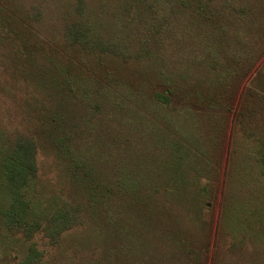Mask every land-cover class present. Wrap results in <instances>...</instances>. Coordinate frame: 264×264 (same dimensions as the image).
<instances>
[{
    "label": "rangeland",
    "instance_id": "1",
    "mask_svg": "<svg viewBox=\"0 0 264 264\" xmlns=\"http://www.w3.org/2000/svg\"><path fill=\"white\" fill-rule=\"evenodd\" d=\"M69 1L73 4L76 0H9L8 3L18 6L12 12V20L26 36H31L27 35V8L33 5L41 19L39 22L31 20L33 31H39L35 37L49 41L54 47L50 38L60 37L64 24L62 11ZM207 1L213 8L222 7L221 11L215 9L214 17L219 16L215 26L181 11L171 18L161 39L150 42L153 54L144 52L143 15L148 11L138 9L137 13L135 10V24L128 25L132 37L127 38L133 44H129V54L134 58V65L122 69H133L135 86L130 90L115 89V100L120 108L117 112L108 110L106 138L101 142L102 160L114 167L128 164L129 160L122 161V158L130 151L135 153V170L148 154L155 162H162L163 158L191 160L187 164L189 168L185 164L184 168L190 172L192 180L186 179L182 194H174L162 174L141 187L147 203L144 210L152 212L150 220L145 219L143 225L133 213L125 212L126 199L121 194L108 203L106 220H99L105 222L104 225L85 217L82 224L66 230L57 243H52L44 232H38L31 240L21 233L1 232L0 264H24L32 244L38 252L34 257L31 255L32 264H264V102L249 103L248 112L255 115L247 114L245 124L235 118L233 111L227 110L236 92V100L240 102L239 96L246 88L260 92L257 84L264 83V0ZM86 2L94 12H104L108 19L118 1ZM231 5L249 9L248 17L238 19L242 29L236 25L234 17L238 13ZM168 11L172 15L170 8ZM72 13L74 18H81L76 6L72 7ZM23 15L27 18L23 19ZM119 17L116 8L111 19L116 20L115 30L110 35L115 40L123 26L130 22L129 16L123 20ZM238 30L240 35L235 34ZM220 31L232 41L226 45L225 53H218V64L210 66L212 60L206 50ZM31 39L34 38L31 36ZM58 39L56 42L60 45L62 41ZM15 43L7 28H0V128L6 131L25 130L31 123L26 118L25 98L29 96L33 102V98L39 96L29 82L30 75L26 82L22 80L25 77L21 64L20 70L15 71V61L20 63ZM37 62L35 57L34 63ZM251 63H255V67L245 73ZM164 73L173 87L176 81L179 84L170 107L158 105L151 98L158 75ZM194 77L206 80L204 86H187L186 82L193 81ZM208 79L215 80V84H208ZM192 87L215 99H197ZM192 111L194 115H202L194 116L195 126L190 134L187 122L183 125L182 121ZM191 136L193 140L189 139ZM37 162L43 180L38 187L39 195L44 205L47 206L48 201L56 202L55 192L66 198L70 188L53 154L39 148ZM107 171L110 178L123 173L119 166L117 170L108 166ZM159 210L178 213L180 232L175 237L183 240L184 251L180 243L173 240L176 230L168 219L157 215ZM241 214H246L247 219H239Z\"/></svg>",
    "mask_w": 264,
    "mask_h": 264
},
{
    "label": "trees",
    "instance_id": "2",
    "mask_svg": "<svg viewBox=\"0 0 264 264\" xmlns=\"http://www.w3.org/2000/svg\"><path fill=\"white\" fill-rule=\"evenodd\" d=\"M8 1L0 0V28L6 27L16 42V54L20 59V63L19 60L14 63L16 73L21 64V72L26 78L22 80L26 82L30 75L29 82L39 96L34 97L33 102L29 96L25 98L26 118L31 121L25 126V130L6 131L0 128V233H21L27 240H31L38 232H44L52 243H57L66 230L82 224L85 217L104 225L105 222L99 220H106L108 203L121 194L126 199L123 204L126 207L125 212L133 213L141 223L145 219L150 220L152 212L147 213V209L144 210L147 203L141 187L165 174L171 191L177 195L182 194L187 184L186 179L192 180L190 172L184 168V164L189 168L187 164L191 160L184 162L163 158L162 162H155L153 156L148 154L145 160L140 159L142 163L135 170V153L130 151L122 158V161L128 159L129 163L125 166L118 164L123 173L116 178H110L108 166L116 170L118 166L107 164V160L103 161L100 156L104 152L101 142L106 138L108 110L117 112L120 108L115 100V89L124 87L130 90L135 86L133 69L122 70L134 65V58L129 54V44H133L127 40L132 37V29L128 25L135 24V10L137 13L138 9L144 13L148 11L143 15L146 39L144 52L153 54L150 42L161 39L171 18L179 12H189L193 17L198 16L215 26L219 19V16L214 17L215 9L221 11L222 7L213 8L207 0H117V7L106 19L104 12H94L86 0H76L73 4L69 1L62 11L64 24L60 37L50 38L53 47L49 41L35 37L39 31H33L31 20L41 21L35 11L37 9H34L33 5L27 8V35L34 38L31 39V36L24 35L18 23L13 22L12 12L18 9V6ZM139 5L143 6L140 8ZM73 6H76L81 18H74ZM231 7L238 13V16L234 17L237 27L242 29V22L238 19L248 17L249 9L246 11V6L243 5ZM116 8L120 14L119 18L123 20L129 16L130 22L123 26L120 36H116L115 40L110 35L115 30L113 23L116 20L111 19ZM168 8L171 9L172 15L169 14ZM25 17L27 18L23 15V19ZM235 34L240 35L239 30ZM226 35L220 31L217 34L219 37L210 40L209 44L212 46L206 50L212 60L210 66L218 64V53H225L226 45H230L232 40ZM57 38L62 41L60 45L56 42ZM79 53L84 55L77 56ZM35 57L37 64L34 63ZM254 67L255 63H251L245 73ZM167 76L165 73L158 75V81L152 87L151 98L158 105L170 107L175 99V88L179 87V84L176 81L173 87ZM194 78L193 81L186 82L187 86L201 87L206 83L202 78ZM171 80L173 81L172 77ZM214 82L215 80L208 79V84H215ZM257 85L260 92L244 87L243 94L239 96L240 102L236 100V92L235 98H231L227 107L243 124L247 122V114L255 115L248 112L249 103H257L258 100L264 102V83L259 82ZM191 91L196 93L199 100L215 99L204 91L197 90V93L195 87H192ZM234 105L238 107L235 108ZM196 115L202 114L194 115L192 111L190 116L183 117V125L187 122L186 127L190 134H193L190 129L195 126L193 118ZM128 123L133 124V118ZM244 131L251 133V130ZM124 138L128 140L126 136ZM189 139L193 140V137ZM39 148L53 154L56 162L62 167L70 188L66 198L55 192L56 202L48 201L47 206L42 202L38 188L43 183L37 162ZM127 148L131 150L130 143H127ZM157 215L168 219L169 225L176 230L173 240L178 241L184 251L183 240L175 237L180 232L178 213L173 210H159ZM239 219L246 220L247 215L241 214ZM124 228L122 226L120 230L123 231ZM262 228L264 229V225ZM114 230L116 231V227ZM126 247L129 245L126 244ZM36 253L38 252L32 244L24 264H32Z\"/></svg>",
    "mask_w": 264,
    "mask_h": 264
}]
</instances>
